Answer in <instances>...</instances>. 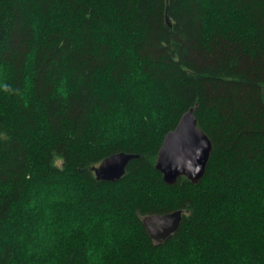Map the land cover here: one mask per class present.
Returning <instances> with one entry per match:
<instances>
[{"label": "trees", "instance_id": "trees-1", "mask_svg": "<svg viewBox=\"0 0 264 264\" xmlns=\"http://www.w3.org/2000/svg\"><path fill=\"white\" fill-rule=\"evenodd\" d=\"M191 108L213 151L169 186ZM0 264H264V0H0Z\"/></svg>", "mask_w": 264, "mask_h": 264}, {"label": "water", "instance_id": "water-1", "mask_svg": "<svg viewBox=\"0 0 264 264\" xmlns=\"http://www.w3.org/2000/svg\"><path fill=\"white\" fill-rule=\"evenodd\" d=\"M213 144L199 127L195 108L180 119L175 130L169 132L160 148L156 169L169 186H175L180 178L198 184L205 176ZM140 156L124 152L106 158L95 169L96 178L107 182L119 181L129 163ZM184 210L167 214L148 215L142 218L149 237L157 244H164L180 228Z\"/></svg>", "mask_w": 264, "mask_h": 264}]
</instances>
